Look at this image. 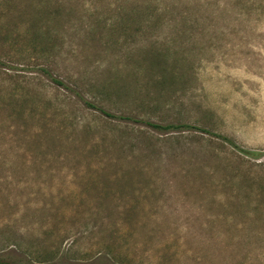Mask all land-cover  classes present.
<instances>
[{
	"label": "rangeland",
	"instance_id": "rangeland-1",
	"mask_svg": "<svg viewBox=\"0 0 264 264\" xmlns=\"http://www.w3.org/2000/svg\"><path fill=\"white\" fill-rule=\"evenodd\" d=\"M20 250L264 264V0H0Z\"/></svg>",
	"mask_w": 264,
	"mask_h": 264
},
{
	"label": "trees",
	"instance_id": "trees-1",
	"mask_svg": "<svg viewBox=\"0 0 264 264\" xmlns=\"http://www.w3.org/2000/svg\"><path fill=\"white\" fill-rule=\"evenodd\" d=\"M154 127H158L153 125ZM173 126H166L169 129ZM7 252L0 256V264H126L123 258L111 253H98L88 258H72L67 252L56 250L48 254H34L32 252L18 251V254Z\"/></svg>",
	"mask_w": 264,
	"mask_h": 264
}]
</instances>
